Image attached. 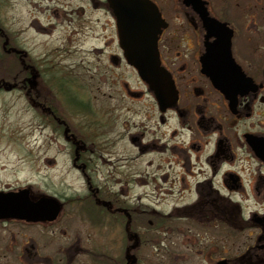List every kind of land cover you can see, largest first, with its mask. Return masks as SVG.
Wrapping results in <instances>:
<instances>
[{
    "label": "flooded vegetation",
    "instance_id": "1",
    "mask_svg": "<svg viewBox=\"0 0 264 264\" xmlns=\"http://www.w3.org/2000/svg\"><path fill=\"white\" fill-rule=\"evenodd\" d=\"M50 1L46 15L74 24V32L82 31L78 20L87 8L109 15L110 33L104 28L92 47L97 76H75L64 61L58 63L62 68L45 70L52 64L48 52L67 54L74 32L39 53L28 46L24 30L17 42L0 25V49L18 65L17 79L1 80L0 90H18L54 138L64 140L84 181L83 193L72 199L81 203L78 219L85 231L54 235L62 200L8 183L0 193L26 190L35 207L23 209L21 218H0V231L4 223L18 228L8 235L2 229L0 264H264V0H135L144 12L157 11L165 24L156 47L176 91L165 108L127 60L108 0H84L87 8ZM60 79L73 89L98 79V119L90 99H78ZM120 79H136L137 87ZM122 109L139 116V123L118 125ZM71 111L83 114V126L71 121ZM122 141L135 153L116 152ZM146 156L145 167H138ZM98 161L109 164L102 184L92 176ZM125 164L130 180L123 177ZM148 169L151 181L143 178L142 186L151 182V188L140 195L134 176L142 180ZM42 197L60 203L55 218L42 219L36 205Z\"/></svg>",
    "mask_w": 264,
    "mask_h": 264
},
{
    "label": "rangeland",
    "instance_id": "2",
    "mask_svg": "<svg viewBox=\"0 0 264 264\" xmlns=\"http://www.w3.org/2000/svg\"><path fill=\"white\" fill-rule=\"evenodd\" d=\"M52 4L59 2V0H53ZM61 1V0H60ZM72 1L74 6L83 5L87 8L84 0H66ZM52 1L46 0H0V25L14 38L17 42L21 30H24L26 35L27 44L35 48L36 51L48 52V50L57 45L61 40L62 34L65 32L73 33L74 24H66V21H62L61 17H54L52 14L50 17L46 15V6L51 5ZM42 8V12L38 8ZM92 6V5H91ZM54 7V6H53ZM38 10V11H37ZM74 21H77L76 16L73 17ZM78 22L84 26L82 31L76 30L71 36V40L66 43L70 51L67 54L63 52H48L51 57L48 58L52 61V64L48 65L45 70L53 71L61 61L68 62L71 66L72 74L79 77L97 76L98 68L95 61L97 60V52L92 51V47L99 44V36L102 34L104 28L105 32L109 34L108 29L110 27L111 20L109 15L104 16L99 9L91 7L90 11L86 9V13L82 14ZM35 23V28L33 27ZM88 24L86 27L85 25ZM89 28V29H88ZM34 29V30H33ZM89 30V31H88ZM74 39V40H73ZM1 52V49H0ZM60 54H63L59 56ZM68 58H66L67 56ZM0 56L6 59L3 53ZM67 59V60H66ZM84 62H80L81 60ZM73 63V64H72ZM0 63V83L12 82L17 79L18 65L12 58L6 61V64ZM53 68V69H51ZM51 69V70H50ZM12 71V76H7ZM120 73L123 75H130L125 69H121ZM57 75V73H55ZM15 77V78H14ZM88 82L87 79H75L77 84H84ZM98 79H92V86L83 87L78 86L73 89L71 84L62 82L60 84L65 86L69 90H73L76 93L78 99L82 101L90 99L91 105L94 106L92 112L95 113L98 119L99 104H101V96L98 91ZM120 83L126 82L131 88L137 87L136 79H120ZM120 86V85H119ZM53 93V90H50ZM56 100V99H55ZM68 103V101H67ZM73 104V103H72ZM139 105L138 103H136ZM136 104L132 108H137ZM69 113L71 121L76 126L84 125V118L82 113ZM72 113V114H71ZM120 120L118 125H122L123 121H130L131 124L139 123V116L132 114L125 109L120 111ZM123 120V121H121ZM122 122V123H121ZM98 123V121H96ZM123 127V125H122ZM122 127H118L117 130L124 132ZM54 133L51 131L50 126L44 123L42 117L38 112L34 111L30 107L26 98L21 96L18 90L6 89L0 90V188L10 183L11 188H15L19 185L27 184L31 185L34 192L40 191L44 196H54L55 198L62 200L63 211L57 220L58 223L54 225V235H60L59 230L64 229L68 235H84V222L78 217H82L83 214L77 207L81 204L79 201L73 200L72 197L80 196L83 193L84 181L80 172L76 171L67 154V145L64 143L61 137L54 138ZM131 146L122 141V143L116 144V148L119 149L116 152H129L135 153V149H131ZM122 157V156H120ZM153 154L150 155V161H156ZM149 156H146L143 160H138V167L144 168L146 162H148ZM113 165V160H110ZM120 161L115 162V174L111 172L110 178L114 181L118 177L117 171ZM108 162L98 161L96 162L97 174H93V181L102 184L107 174ZM127 164L124 165L123 177L130 180V175H126L125 169ZM151 170V166H150ZM150 170L148 169V176H134L137 178L135 190L141 195L145 190H148L151 182L142 186L144 180L151 181ZM144 178V180H143ZM132 183H134L132 181ZM38 190V191H37ZM150 195H153L150 193ZM157 196L155 195V198ZM171 203V202H170ZM169 204V203H167ZM2 227L3 234L8 235V232H18V228L12 223H4ZM9 226V227H8ZM52 228V229H53ZM2 229L0 234H2ZM8 230V232H7Z\"/></svg>",
    "mask_w": 264,
    "mask_h": 264
},
{
    "label": "water",
    "instance_id": "3",
    "mask_svg": "<svg viewBox=\"0 0 264 264\" xmlns=\"http://www.w3.org/2000/svg\"><path fill=\"white\" fill-rule=\"evenodd\" d=\"M119 29L121 47L137 74L154 92L163 108L176 100V91L169 74L160 66L156 47L157 35L165 24L152 8L144 12L135 0H108ZM228 46L226 47V49ZM227 59H230L227 56ZM27 191L0 193V218L23 216L34 203L26 197ZM42 219H53L60 211V203L54 198L42 197L36 202Z\"/></svg>",
    "mask_w": 264,
    "mask_h": 264
},
{
    "label": "trees",
    "instance_id": "4",
    "mask_svg": "<svg viewBox=\"0 0 264 264\" xmlns=\"http://www.w3.org/2000/svg\"><path fill=\"white\" fill-rule=\"evenodd\" d=\"M0 53H3L5 55V57H6V59H4V56L3 57L0 56V63L5 65L6 64V61L8 59V55L6 53H4L2 50H1ZM12 75H13V73H12V71H10L7 76H12Z\"/></svg>",
    "mask_w": 264,
    "mask_h": 264
}]
</instances>
